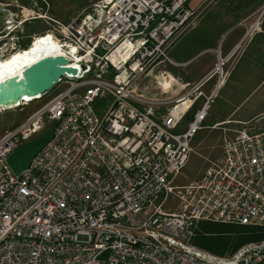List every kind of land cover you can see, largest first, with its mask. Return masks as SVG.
<instances>
[{
    "label": "built area",
    "instance_id": "1",
    "mask_svg": "<svg viewBox=\"0 0 264 264\" xmlns=\"http://www.w3.org/2000/svg\"><path fill=\"white\" fill-rule=\"evenodd\" d=\"M190 1L99 0L68 24L52 20L39 36L52 35L78 69L63 75L57 88L66 89L0 136V264H264V241L226 257L191 244L200 222L264 227V116L231 130L199 182L174 185L245 39L175 98L140 91L156 67L176 65L169 51L200 17ZM51 123L52 141L15 175L8 157Z\"/></svg>",
    "mask_w": 264,
    "mask_h": 264
},
{
    "label": "rangeland",
    "instance_id": "2",
    "mask_svg": "<svg viewBox=\"0 0 264 264\" xmlns=\"http://www.w3.org/2000/svg\"><path fill=\"white\" fill-rule=\"evenodd\" d=\"M97 1L99 0H0V9H6L10 12V16L5 22L3 28L0 30V49H4L5 52L3 55H0V62L7 61L11 63L16 57H25L28 59L32 42H34L35 38H39L40 35L45 34L53 28L52 20L68 24L71 21L82 17L90 9L92 4ZM204 1L205 0H191L190 6L191 8H196ZM217 1L218 0H214V2L211 1V3H209L210 6L209 4H206L201 10V13L203 10H205V8L208 6L211 7V5ZM220 1L215 5L222 6L225 3V0H222L221 2ZM237 1L240 2V0ZM242 1H246L248 4L252 3V5H254V3L261 5L264 2V0H241V2ZM215 5L213 7H216ZM241 7H243L241 3L231 4L229 7H226L225 10L230 12H239ZM31 12H34L35 18H30V16H27ZM38 15H41L44 18L39 17ZM256 22L254 21L253 23L252 21V24L247 26L246 33L242 37V41L244 39L245 41L242 43L241 48L236 53H234V56L227 63L225 68V74H227L226 81L228 82L229 79L231 81L233 75H235L233 81L237 82V86H235L233 83H231V85L229 84L230 86L227 90H223L220 95L217 94L218 96L217 98L215 97L216 99L214 98V104L211 108H209L208 119L205 122V125H209V127H204L194 138L192 143L193 153L187 166L182 170L180 175L175 178V186H185L194 182H199L204 177L206 172L222 157L224 143L225 140L232 135L231 130L239 129L240 125L246 122H238V120L246 116L250 108L249 102H246L245 106H243V102H245L247 93L251 87L249 84V74L250 68L251 66L254 67L253 65H255V62L251 63V61H249L250 59L248 55V57L242 61L241 64V58L244 51H247L249 48L251 37L255 33L253 26L256 25ZM10 23L12 28L15 26L13 29L14 31L12 30V32L8 31ZM260 23L262 24V21ZM256 29H259V26ZM229 41L230 38L227 37L223 41V44L226 45L229 43ZM242 41H240V43ZM240 43L237 44L236 47L228 54L223 56L229 57L231 53H233V51L237 48V46L240 45ZM44 47L46 46H43L38 50L37 54L39 57L46 56L50 53V51L44 52ZM219 52L220 49L215 51L216 62L211 71L214 70L215 66L218 64ZM210 56L211 54L209 53L205 56L202 55L197 63L199 64L208 61ZM262 60L264 61V59ZM23 62L24 61H21L22 64ZM262 64L264 65V62H262ZM238 68L241 70L237 71ZM178 73L175 76L179 77ZM242 73H244L246 77L240 78ZM154 78L155 77H153V79L149 78L146 84L152 87L153 82L156 83V79ZM227 82H225L226 85ZM215 83L216 79L203 88V91L206 93V95L209 93L207 90L210 89ZM64 89H66V86L56 88L43 100L29 105H22L9 110H0V136L5 131L13 129L22 124L36 110L45 105L52 96H54L59 91H63ZM142 93L147 98L163 99L164 97L159 91L149 90V92H147L144 90ZM202 101L203 99L196 104L190 115L194 114V112L201 105L200 103ZM107 102L108 99L98 101L95 104L97 112H101V110L105 108ZM224 118L226 119V122L212 126L215 120H223ZM185 124L187 123L185 122ZM52 125H55V123H51L47 129H49ZM168 206L171 208L169 210H176V205L171 200Z\"/></svg>",
    "mask_w": 264,
    "mask_h": 264
},
{
    "label": "crops",
    "instance_id": "3",
    "mask_svg": "<svg viewBox=\"0 0 264 264\" xmlns=\"http://www.w3.org/2000/svg\"><path fill=\"white\" fill-rule=\"evenodd\" d=\"M206 1L207 0H205L196 8H191L190 1L188 6L193 10H202ZM219 1L220 0H218L216 3ZM216 3L211 5V7H209L210 4L209 6L207 5L208 7L206 6L207 8H205L202 13L200 12L199 21L196 27L180 37L170 49L169 56L176 65L162 64L156 67L148 75V77L144 79L140 87V91L141 93L144 90L147 92H149V90L159 91L160 94L164 96L163 99L166 97H177L182 93L183 87L185 85L199 82L206 74H208L209 71H211L216 62V50L220 49L222 55L228 54L236 47L237 44L240 43V41H242V37L246 33L247 26L252 24V21L253 23L254 21H257L259 23V29H255L257 24L253 26L255 33L251 37V43L249 44L248 50L244 51L241 58V64L242 61L248 57V55L250 59L249 61H251V63L255 62V65H253L254 67L251 66L249 74V84L251 87L247 93L245 102H243V106H245L246 102H249L250 108L248 110V114L238 120V122H249L257 117L264 116V65L262 64V62H264L262 60L264 59V2L261 5L255 3L252 5V3L248 4L246 1L241 2V0L240 2L237 0H225V3L222 6L215 5ZM237 3H241V5H243L239 12H230L225 10L226 7H229L231 4ZM214 5L216 7H213ZM261 21L262 24L260 23ZM227 37L230 38V41L225 45L223 44V41ZM208 53L211 54L210 59L198 64L197 61L200 59V57L202 55L205 56ZM238 70L241 69L238 68L237 71ZM177 73L179 77L175 76ZM234 76L235 75H233L231 81L230 79L228 82L226 81L227 85L225 84V86L220 89L218 92L219 95L223 90H227L231 83L237 86V82L233 81ZM153 77H155L154 79H156V83L153 82L152 87L148 86L146 84L148 79H153ZM171 77L175 79L174 82L171 81ZM242 77H246L244 73H242L240 76V78ZM168 81L172 82L170 86L171 88L167 86ZM158 83L163 86L166 84L168 89L167 95H164V93L161 92V86H158ZM214 86L215 84L207 90V92H209L207 95L212 93ZM214 100L210 104L209 108L213 106ZM163 112V109L160 110V114ZM224 119L215 120L212 126L226 122V119ZM190 120L185 118L180 130L186 126L185 122L188 123ZM205 124L206 123H204V127H209V125Z\"/></svg>",
    "mask_w": 264,
    "mask_h": 264
},
{
    "label": "water",
    "instance_id": "4",
    "mask_svg": "<svg viewBox=\"0 0 264 264\" xmlns=\"http://www.w3.org/2000/svg\"><path fill=\"white\" fill-rule=\"evenodd\" d=\"M9 16L8 10L0 9V30ZM68 66L69 61L64 56H49L26 69L22 77L0 82V109L16 108L17 106L13 103L21 102L25 96L36 97L49 94L57 88L64 74H76V69ZM54 131L53 125L42 136L19 146L8 157L7 162L15 175L19 176L29 169L33 159L46 144L52 141Z\"/></svg>",
    "mask_w": 264,
    "mask_h": 264
},
{
    "label": "trees",
    "instance_id": "5",
    "mask_svg": "<svg viewBox=\"0 0 264 264\" xmlns=\"http://www.w3.org/2000/svg\"><path fill=\"white\" fill-rule=\"evenodd\" d=\"M186 118L190 120L193 114ZM264 241V227L200 222L191 244L211 254L232 256L246 245Z\"/></svg>",
    "mask_w": 264,
    "mask_h": 264
},
{
    "label": "bare ground",
    "instance_id": "6",
    "mask_svg": "<svg viewBox=\"0 0 264 264\" xmlns=\"http://www.w3.org/2000/svg\"><path fill=\"white\" fill-rule=\"evenodd\" d=\"M256 24H257L256 28H258L259 23L257 22ZM43 46H46V47H44L45 48L44 52L50 51V53L46 56L39 57V55L37 54L38 50L40 48H42ZM71 51L74 54L76 53V49L74 47H71ZM58 55L65 56V52L61 48L60 44L53 39L52 35H49V37H46V36L39 37L32 43V46L30 47V55H29L28 59L25 57H21V58L16 57L11 63L7 62V61L0 62V82L10 80L11 78H15V77L20 78L23 76L26 69H28L33 64L40 61L41 59H43L45 57H49V56H58ZM21 61H24L23 64L21 63ZM76 69H78V68H76ZM171 81L174 82L175 79L173 77H171ZM172 82L168 81L167 86L170 87ZM167 86H166V88H167ZM40 97L41 96H36V97L25 96L22 101L29 102V101L38 99ZM21 102L13 103V104H15L14 106L18 107V106H21ZM186 104L187 103H185L184 106ZM182 108H183V106L179 107V109H182ZM0 110L3 111L4 109H0Z\"/></svg>",
    "mask_w": 264,
    "mask_h": 264
},
{
    "label": "flooded vegetation",
    "instance_id": "7",
    "mask_svg": "<svg viewBox=\"0 0 264 264\" xmlns=\"http://www.w3.org/2000/svg\"><path fill=\"white\" fill-rule=\"evenodd\" d=\"M11 17H12V14H11Z\"/></svg>",
    "mask_w": 264,
    "mask_h": 264
}]
</instances>
